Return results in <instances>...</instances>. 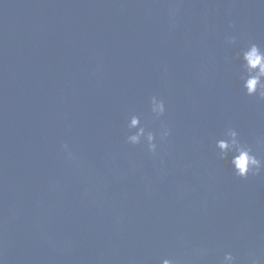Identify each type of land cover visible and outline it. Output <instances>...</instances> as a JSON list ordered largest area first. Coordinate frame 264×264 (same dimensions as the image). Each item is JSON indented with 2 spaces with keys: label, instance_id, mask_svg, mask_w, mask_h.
<instances>
[{
  "label": "water",
  "instance_id": "1",
  "mask_svg": "<svg viewBox=\"0 0 264 264\" xmlns=\"http://www.w3.org/2000/svg\"><path fill=\"white\" fill-rule=\"evenodd\" d=\"M250 43L264 0H0L3 264H264V171L215 149L230 127L264 160ZM132 114L170 128L155 154L125 143Z\"/></svg>",
  "mask_w": 264,
  "mask_h": 264
},
{
  "label": "clouds",
  "instance_id": "2",
  "mask_svg": "<svg viewBox=\"0 0 264 264\" xmlns=\"http://www.w3.org/2000/svg\"><path fill=\"white\" fill-rule=\"evenodd\" d=\"M227 42L234 43L235 37H229ZM237 56L240 60L239 79L244 95L264 100V49L255 43H250L246 48H242ZM148 111L154 120H159L166 111L164 100L156 95L150 96ZM126 129L125 143L143 144L150 154H155L157 151V138L163 142L171 134L170 128L163 122L160 123L156 132L146 130L141 118L135 114L129 116ZM132 129L135 131L133 132ZM61 147L68 154V158H72L68 145L62 144ZM215 149L220 160H228L232 174L236 177L245 179L250 175L256 176L264 171V160L258 158L253 149L240 140L237 131L233 128L225 129L223 138L215 140ZM0 264H3L2 259H0ZM160 264H177V262L174 259L163 258ZM220 264H236V258L231 252H225ZM253 264L256 262L253 261Z\"/></svg>",
  "mask_w": 264,
  "mask_h": 264
}]
</instances>
